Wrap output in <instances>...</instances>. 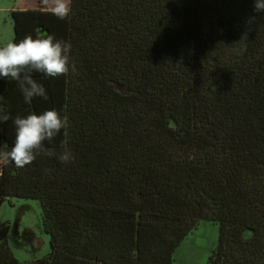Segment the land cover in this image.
<instances>
[{"label": "trees", "instance_id": "1", "mask_svg": "<svg viewBox=\"0 0 264 264\" xmlns=\"http://www.w3.org/2000/svg\"><path fill=\"white\" fill-rule=\"evenodd\" d=\"M12 42L70 43L75 72L33 73L25 104L0 79V148L13 119L55 109L67 127L23 169L0 165V207L33 200L49 252L18 261L0 220V264H172L200 222L208 264H264V12L255 0H12ZM70 148L74 160L59 155Z\"/></svg>", "mask_w": 264, "mask_h": 264}, {"label": "clouds", "instance_id": "2", "mask_svg": "<svg viewBox=\"0 0 264 264\" xmlns=\"http://www.w3.org/2000/svg\"><path fill=\"white\" fill-rule=\"evenodd\" d=\"M254 10L264 12V0H255ZM50 11L57 19L65 20L71 15L70 0H52ZM70 43L56 39L52 35L33 39L26 36L19 43L9 42L0 47V79L17 82L25 104L33 98L48 99L41 83L33 78V73H42L48 78L66 76L75 72V64L70 59ZM12 119L6 105L0 104V123ZM15 141L10 150L0 148V165H14L23 169L30 165L37 155H56L53 149L45 147L51 143L62 129L67 127L66 118H61L55 110H46L40 115L30 113L26 117L17 115L13 119ZM62 163H70L74 155L64 147L59 155Z\"/></svg>", "mask_w": 264, "mask_h": 264}, {"label": "rangeland", "instance_id": "3", "mask_svg": "<svg viewBox=\"0 0 264 264\" xmlns=\"http://www.w3.org/2000/svg\"><path fill=\"white\" fill-rule=\"evenodd\" d=\"M14 2L0 0V44L9 42L12 25L9 14ZM0 220L10 224L9 248L18 261L39 259L49 252V236L41 223V209L33 200L11 199L0 207ZM217 240V227L200 222L176 250L172 264H208Z\"/></svg>", "mask_w": 264, "mask_h": 264}, {"label": "crops", "instance_id": "4", "mask_svg": "<svg viewBox=\"0 0 264 264\" xmlns=\"http://www.w3.org/2000/svg\"><path fill=\"white\" fill-rule=\"evenodd\" d=\"M9 42H12V35H11V39L9 40ZM9 42H8V43H9ZM6 44H7V43H6ZM6 44H5V45H6ZM0 47H1V44H0Z\"/></svg>", "mask_w": 264, "mask_h": 264}]
</instances>
